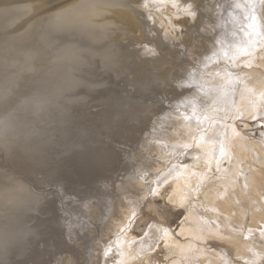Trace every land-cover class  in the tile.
Instances as JSON below:
<instances>
[{"label": "bare ground", "instance_id": "6f19581e", "mask_svg": "<svg viewBox=\"0 0 264 264\" xmlns=\"http://www.w3.org/2000/svg\"><path fill=\"white\" fill-rule=\"evenodd\" d=\"M165 2H168L166 6L163 5L166 4ZM214 2L216 1L0 0V45L4 46L7 52L22 56L23 66L20 72L32 70L35 62L43 58L44 51L49 52L48 46L50 47L54 42H51L52 44L48 42V37L47 42L50 44H47L48 46L43 44L44 37L49 35L54 37L60 35V55L65 53L63 50L69 52L72 47L80 50L81 46V48L73 46L77 38L86 37L92 43L111 39L110 46L100 45L98 48L103 65L117 59L123 60L126 55L124 60L132 59L140 69L147 68L144 64L156 56L157 48L153 43L147 45L145 42H138L133 36L134 33L140 35L141 28L146 26L149 30H153V35L165 45L176 42L168 22L171 25L175 23L177 26L178 24L183 26L189 20V23L195 22L198 29L202 27V31L206 32L209 29L205 26V15L210 13L209 15L215 16L216 19L218 14ZM232 2V7L225 16L227 26L222 27L224 22L219 20L220 17L214 21L219 28V31L216 28L217 32L212 35L217 42L216 46L209 58L204 61L199 58L204 63L201 69L205 68V70L189 79V84L194 85L192 89L195 93L181 104L184 109L177 116L170 113L171 119L168 118L155 128L152 139L149 143L147 140L141 150L147 157L146 164L134 170L126 181L117 183L116 190L121 195L113 197L106 206L105 219L102 218V214L100 215L101 206L98 208V205L97 207L95 205L90 212H87L91 219L104 220V230L106 229L108 235L107 240L104 239L105 242L95 248L93 256H96L95 258L92 256L95 260L90 264H148L153 260L154 252L162 244L168 251L165 264H260L263 261L264 131L254 132L250 120L260 118L264 122V0H233ZM252 12L253 16H257V21L255 20L257 24L253 30H249L246 25L252 27V20L249 19ZM211 32L213 31H207L206 34ZM141 38L143 40V37ZM199 38H195L193 47L207 44ZM135 49L141 50L140 55L131 54ZM190 52L196 55V51H192L191 46ZM5 67L8 70L11 68L8 65ZM64 75L61 77L64 78ZM26 77L24 79H27ZM62 88L60 87V90ZM1 102L2 100L0 104ZM202 106H206L207 111L213 112L214 121L208 122L211 117L199 111ZM107 108L103 116L108 118L107 121L104 120L108 126L115 122L111 120H117L115 117H119L129 109L128 106H124L122 111L115 112L114 108L109 107V111ZM11 109L13 110L9 109V111H14L13 107ZM231 112L245 119L243 130L233 124L228 125L225 122L220 124V121L228 118L227 115ZM139 120L142 123L146 122V116ZM4 122L2 120V125ZM259 125L261 122L255 126L259 128ZM110 131V128L106 129V132ZM172 139L177 142L172 143ZM150 149L154 151L152 153L155 157L149 156ZM98 154L97 158L103 155L113 159L114 156L110 151L108 154L106 152ZM151 160L157 162L155 169H151L152 164H155ZM12 178L13 181L22 180L13 176ZM18 186L20 187L18 184L16 189ZM10 188L13 190L14 187ZM28 188L32 192L28 193ZM28 188H26L28 195L23 198L31 203L35 201V192L31 186ZM6 190L0 192L6 193ZM14 194L13 197L8 194L11 195L10 198L4 194V197L6 195L5 199L8 201L14 200L15 204L21 202L22 193L17 197H14L17 192ZM158 197H163L164 201L174 209H183L185 219L179 230L174 233L167 227L168 222L162 221L160 215L159 219H153L151 226L145 229L142 235H135L134 230L139 229V222H136L139 211L142 208L151 212L156 211L155 202ZM1 198L2 196L0 202ZM45 198L39 203L45 202ZM13 208L11 206V209ZM177 237H181V240ZM67 260L70 261L69 258Z\"/></svg>", "mask_w": 264, "mask_h": 264}, {"label": "rangeland", "instance_id": "374dc122", "mask_svg": "<svg viewBox=\"0 0 264 264\" xmlns=\"http://www.w3.org/2000/svg\"><path fill=\"white\" fill-rule=\"evenodd\" d=\"M215 1L214 7L219 15L217 14L214 19L215 16L209 13L204 18L205 26L209 29L207 31H213L210 34H206L207 31L203 32L202 27L199 30L195 22L189 23V20L188 24H184L185 27L180 24L177 26L175 23L171 25L168 22L176 41L170 44L161 43V40L153 35V30H149L146 26L141 28L140 35L134 33L133 36L138 42L142 41L147 45L153 43V46L157 48L156 56L144 64L147 68L140 69L132 59L124 60L126 55L123 60L117 59L103 65L98 48L100 45L110 46L111 39L92 43L86 37L77 38L73 46L82 47L81 51L72 47L69 52L63 50L65 53L60 55V35L45 36V33L43 44L48 46L54 42L50 47L48 46L49 52L44 51L43 58L35 62L32 70L20 72L23 66L22 56L7 52L6 48L0 45V86L2 87V90L0 87V100H2L0 104V112H2L0 113L2 114L0 117V187L2 188L0 190L7 189L6 193L0 192V197L2 196L0 264H57L56 260L59 259L62 262L66 259L65 257L70 261L66 259L62 264H90L95 260L96 255L93 256L95 248L99 247L100 243H104L108 235H106V229L104 230V220L91 219L87 212H90L95 205L96 207L98 205V208L101 206L100 215L102 214V218L105 219L106 206L113 197L121 195L116 190L117 183L126 181L134 170L146 164L147 157L141 150L145 142L149 140L147 141L149 143L152 139L155 128L168 118L171 119L170 113L177 116L184 109L181 104L195 93L192 89L194 85L189 84V79L196 76L198 72H204L205 68L201 69L204 65L203 61L209 58L217 43L212 37L214 32L219 31L214 21L220 17L219 20L224 22L222 27H226L225 16L233 3V0ZM165 3L164 6L168 2ZM249 19L252 20V27L247 24L246 28L253 30L257 24L255 22L257 16H253L252 12ZM216 28H218L217 31ZM128 29L131 31L130 28ZM123 30L126 34V30L124 28ZM191 31L192 34H190ZM145 35L147 36L144 37ZM194 37L202 38L199 39L207 44L193 47ZM47 38L50 43L47 42ZM83 41L88 42L87 47ZM190 46L192 51H196L197 56L190 52ZM140 51L135 49L131 54L136 55ZM81 52L83 55L80 54ZM89 53L92 54L89 55ZM5 65L11 68L8 70ZM60 72L61 76L66 74L64 78L60 76ZM21 77L22 80H20ZM68 81L71 84H68ZM60 87L64 90H60ZM124 106H128L129 109L119 117H115L117 120H111L115 121L113 125H106L108 118L103 116L105 109L108 107L109 111L111 107L115 109V112H119ZM11 107L14 111H9V109L13 110ZM207 110L206 106H202L199 111L211 117L208 122L214 121L213 112ZM6 112L10 115L7 113L5 117ZM231 113L227 115L228 118L223 119L224 121H220V124L224 122L228 125L233 124L243 130L245 119L238 117L237 113L236 115ZM9 116L12 119L10 117L9 120ZM144 116H146V122L142 123L139 119ZM2 120L3 122L5 120V126L2 125ZM250 122L254 132L264 131V122L260 118H254ZM258 122H261L259 128L255 126ZM107 128L111 129L109 133L106 132ZM172 140V143L177 142L175 139ZM109 151L114 154L113 159L107 158L106 164L97 163L98 153L108 154ZM140 152L142 155L139 154ZM152 152L154 153L150 149L149 156L153 155ZM154 163L151 169L157 166V162L154 161ZM12 176L22 180L13 181ZM18 184L20 185L18 188L22 189H16ZM10 185L15 189L12 190ZM3 186L8 187L5 189ZM30 186L35 192V201L31 203L23 198L32 192L28 188ZM8 190L12 192H7ZM3 193L7 194V198L11 195L13 197L14 193L16 194L14 197L22 193V203L15 204L14 200L8 201ZM44 198L46 201L39 203ZM38 204H40L39 207ZM155 205L156 211L151 212L145 208L139 211L136 218L139 229L134 230L135 235H142L143 231L151 226L153 219H159L160 215L162 221L168 222L167 227L177 233L185 219L183 209L172 208L163 197H158ZM11 206L14 208L11 209ZM102 239L105 240L102 241ZM177 239L181 240V237ZM164 246L162 244L154 252L155 256L148 264L166 263L168 251ZM62 253L65 254L64 257ZM260 264H264V259Z\"/></svg>", "mask_w": 264, "mask_h": 264}, {"label": "snow or ice", "instance_id": "6c2138e0", "mask_svg": "<svg viewBox=\"0 0 264 264\" xmlns=\"http://www.w3.org/2000/svg\"><path fill=\"white\" fill-rule=\"evenodd\" d=\"M97 163L105 164V163H107V158L105 156L101 155L100 158L98 159ZM57 264H61V261H57Z\"/></svg>", "mask_w": 264, "mask_h": 264}]
</instances>
